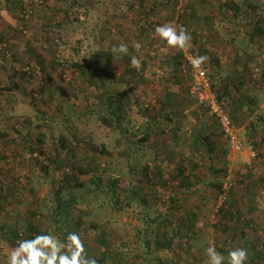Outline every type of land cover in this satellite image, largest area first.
Masks as SVG:
<instances>
[{
    "label": "rangeland",
    "instance_id": "374dc122",
    "mask_svg": "<svg viewBox=\"0 0 264 264\" xmlns=\"http://www.w3.org/2000/svg\"><path fill=\"white\" fill-rule=\"evenodd\" d=\"M65 1H32V13L23 22V1L0 0V186L4 188L0 195V264H7L16 246L10 235L15 227L22 229V239L31 234V222L42 233L49 230L63 240L48 228L46 220L57 186L75 175L83 180L121 179L116 197L122 207L105 191L94 195L87 186L76 193L74 216L86 227L90 223L105 226L111 255L120 257L124 252L125 264H206L203 250L209 244L226 257L228 249L245 244L244 239L235 241L243 219L248 220L255 247L248 249L249 254L252 250L264 256V192L256 205L241 201L240 196H245L246 186L264 185V143L252 138L248 130L252 117L241 114L234 122L246 149L241 153L230 150L215 117L196 103L186 60L190 52L203 56L201 49L207 50L211 56L205 66L226 78L233 70L241 73L243 63L254 56L257 64L252 78L257 89L251 93L263 98L264 37L252 38L250 29L220 25L214 7L202 0ZM252 1L264 11V0ZM189 6L201 12L213 10L212 17L188 19ZM63 21L67 23L64 40H48L45 26ZM168 21L187 29L192 39L186 48L168 47L154 36L155 25ZM121 42L128 50L129 44H139L141 67L136 76H130L132 66L124 64L125 55L111 53L112 46ZM102 52L110 56L102 58ZM181 52L184 59L173 75L168 58ZM212 56L220 58L221 64L213 62ZM90 58H100L117 75L106 81L104 92L125 97L118 130L103 122L100 111L106 104L99 101V91L79 69ZM103 76L101 71L96 78L102 82ZM7 86L15 90H6ZM226 100L232 115V97ZM162 102H167L166 111L174 120L163 117L156 132L148 133L147 124L158 116ZM260 111L264 112V99ZM193 133L211 135L215 151L210 153V144L202 143L194 151ZM146 134L149 140L136 145ZM60 138L68 140L64 151ZM182 166L187 169L183 174ZM133 195L135 199L127 204L125 200ZM226 205L232 215L221 210ZM158 215L162 218L153 226H160V234H149L151 245L147 247L145 230ZM76 232L89 256L96 253L98 248L91 243L94 235H84L82 229ZM247 264L264 263L249 258Z\"/></svg>",
    "mask_w": 264,
    "mask_h": 264
},
{
    "label": "trees",
    "instance_id": "16d2710c",
    "mask_svg": "<svg viewBox=\"0 0 264 264\" xmlns=\"http://www.w3.org/2000/svg\"><path fill=\"white\" fill-rule=\"evenodd\" d=\"M22 1V0H21ZM68 1V0H66ZM65 1V2H66ZM78 2V0H75ZM203 4L210 3L212 8L214 7L215 15L220 18L219 24L223 25L225 27H232V29H241L246 28L247 30L250 29V32L248 35L252 38H255L256 35H260L264 37V11L263 8L260 7L259 4H256L252 0H226L225 2H222L221 0H202ZM38 3H41L42 0L35 1ZM21 11L28 8L24 2L21 4ZM40 7H43L44 5L40 4ZM30 6V10H31ZM212 10V11H213ZM204 12L200 11L198 8L194 7H188L186 8V15L187 18H201V16L204 15L206 19L211 18L212 12ZM32 13V11H31ZM31 15V14H30ZM28 19L22 18V21L25 22ZM67 26V23L65 21L55 24H48L46 25L47 33H48V40H54L56 38L57 41H63L65 34L64 29ZM129 44V43H128ZM203 53L204 56H211L209 55L207 50L201 49L200 51ZM206 52V54H204ZM110 54L107 52H102V58L103 57H109ZM131 56H137V48L129 44V50L128 54L122 58L124 61V64L127 66L130 65V58ZM212 61L217 63L218 65L221 64V60L218 57L212 56ZM184 59L183 53L180 54H173L169 56L168 58V65L171 73L175 75V70H178V67L181 66L182 60ZM238 62V60L236 61ZM239 63V62H238ZM253 63V65H251ZM257 64L256 57L250 56L249 59H247L243 63V69L242 72L238 75L234 72L229 75L228 77L224 78L221 76H217L215 74V71H208V77L212 83V88L216 92L217 96L221 99L226 100L227 97H232V100L229 102V108L233 111L232 118H238L241 114L245 117H252L249 123L248 130L252 132V138H256L257 140H260L261 143H264V112L260 111L261 103L264 99L254 95L251 93L252 90L257 89L256 81L252 78V72L254 71V66ZM76 66H79L77 64ZM254 67V68H253ZM79 69H81V73L83 76H86L87 80L92 84L94 88H96L97 91H99V101H101L103 104H106V108L103 109L102 112L103 115V122L106 125L114 127V130H118L121 128V116L122 111L124 110V107L122 106L123 101L125 100V97L120 94H115V96H107L105 91V85L106 81L113 80L117 77L116 73L111 70L106 62H101V59L97 58L85 60L83 65L79 66ZM131 74L130 76H136L137 71L134 67L130 68ZM104 73L103 81L99 82L96 78V75L100 72ZM237 76V82L235 81V78L232 77ZM234 78V79H233ZM262 78L264 79V67L262 66ZM191 83H193V77L191 80ZM15 86L18 87L16 84ZM248 88L244 92V88ZM232 88L237 91L238 93L236 96L232 93ZM6 90H15L11 86H7L5 88ZM107 96V97H106ZM196 99V96H195ZM107 101V102H106ZM227 102V100H226ZM161 111L159 112L158 116L152 118L149 123L147 124L148 133L156 132V128L160 125L159 121L162 120L164 117L165 120L172 122L174 120L173 115L170 114V112L166 111L167 102H162ZM202 107V106H200ZM203 108V107H202ZM243 108L246 109V111H242ZM106 110V111H105ZM166 111V112H165ZM238 113V114H237ZM241 115V116H242ZM235 123V122H234ZM178 129L172 130L173 135H177ZM259 134V135H258ZM211 135H200V134H191L190 136V142L191 146L194 149V151L199 150V145L202 146L205 144H210L209 150L210 153L215 151V144L214 141L211 140ZM149 140V136L146 134L142 138H139L136 145H139L138 143H142L143 141ZM40 142H43V140L39 139ZM68 140L66 138H60V145L61 150H66V142ZM141 141V142H140ZM141 146V145H140ZM146 146H143L142 149L144 150ZM150 148V147H149ZM130 153V152H129ZM147 167V166H146ZM80 172H84L82 168H80ZM187 172V169L182 166L180 168V173L183 174ZM74 182V184H73ZM121 179L119 177L113 178L111 176L106 177H97L93 178L91 180H83L78 175H75L73 178L67 177L64 182L57 186L55 192H54V202L51 206L50 210L48 211L47 215V226L49 229L52 228V231L54 234H57L64 240L66 234L68 232H76L78 229H82L85 234H93L94 238L91 242L93 246H96L97 252L93 253L90 256H94L97 259V264H125V256H123L124 252H122L120 257H114L111 255V247L108 245V233L106 232L105 226H102L98 223H90L89 226L81 225V222L78 221V219L74 216V210L78 206V198L76 196L77 191H81V189L88 186V190L90 192H93L94 195H96L99 191L105 193V195H111V198L114 201V204L117 207H122V203L119 198L116 197V192L118 189V186L120 185ZM3 186H0V195L3 193ZM219 193H222L224 190H222L221 185L218 186ZM135 199V196H131V198H127L125 202L127 204H130ZM223 207L221 210L225 211L227 215H232V208L229 209V207ZM160 218L162 216L158 215L154 217L151 220V224L149 227L145 230V243L147 247H150L151 245V239L149 237V234H154L158 236L160 234V226H156V228L153 226V223H159ZM170 222L168 221L167 224ZM166 224V225H167ZM165 225V227H167ZM224 227V225H222ZM4 229V228H2ZM29 229L31 230V234L28 236V239L32 238L35 234L42 233L40 227L35 226L33 223L30 222ZM10 235L14 237L13 243L16 245L17 241L22 239V229L15 227L13 229H10ZM49 231V230H47ZM44 233H48V232ZM175 231V230H174ZM178 229L176 235H178ZM82 233V234H83ZM81 234V236H82ZM165 235L167 232L164 233ZM183 235L189 236L188 232H184ZM241 239H244L247 249H254L255 247L252 245L251 239H247L246 232L242 229ZM83 237V236H82ZM24 239V238H23ZM160 241L157 240V243ZM91 245V246H92ZM168 244L161 245V246H167ZM84 246L86 244L84 243ZM86 248V247H85ZM218 249V248H217ZM220 250V248L218 249ZM86 252L88 253V248H86ZM249 254V258L251 261L257 263L260 261H263L264 263V256L261 255L259 252H255V254H252V250ZM89 255V254H88Z\"/></svg>",
    "mask_w": 264,
    "mask_h": 264
},
{
    "label": "clouds",
    "instance_id": "9594fccd",
    "mask_svg": "<svg viewBox=\"0 0 264 264\" xmlns=\"http://www.w3.org/2000/svg\"><path fill=\"white\" fill-rule=\"evenodd\" d=\"M154 36L162 40L168 47L186 48L192 37L183 26H177L168 21L154 27ZM135 47L139 49V44ZM111 53L115 56L127 55L128 45L118 43L113 45ZM207 60V56H197L190 60L193 69H198ZM130 64L135 69L141 67V60L131 56ZM206 264H247L248 249L235 247L228 249L225 254L217 251L214 244L204 248ZM7 264H97L94 256H89L84 243L77 232H68L64 240H59L49 233H38L30 239H21L11 250Z\"/></svg>",
    "mask_w": 264,
    "mask_h": 264
},
{
    "label": "built area",
    "instance_id": "2783aa9c",
    "mask_svg": "<svg viewBox=\"0 0 264 264\" xmlns=\"http://www.w3.org/2000/svg\"><path fill=\"white\" fill-rule=\"evenodd\" d=\"M28 8L24 9L20 13V17L28 19L31 10L30 3L32 1L38 0H22ZM197 56H201L197 52H190L186 55V60L191 68L193 83L192 91L196 96V103L199 106L209 110L211 114L215 117L222 133L226 137L229 144L230 150L233 153H241L246 149V141L238 133V128L236 127L231 113L229 112L227 102L224 99H220L212 88V83L208 77V68L203 63L200 68L193 69L190 60ZM251 154L255 156V151L252 146H249Z\"/></svg>",
    "mask_w": 264,
    "mask_h": 264
},
{
    "label": "crops",
    "instance_id": "0c3cea01",
    "mask_svg": "<svg viewBox=\"0 0 264 264\" xmlns=\"http://www.w3.org/2000/svg\"><path fill=\"white\" fill-rule=\"evenodd\" d=\"M254 173H256V172H254ZM257 173H259V172H257ZM263 178L264 177H262V179ZM263 192H264V185L260 186L259 184H252L250 186H246L245 189H244V192H242V193H245V196L244 195H240L241 196V201H243V199H244L245 203H250V204L254 203L256 205L260 201V199H263L262 196H261V193H263ZM243 220H244V222L242 223L243 226L240 229L241 230L240 234L242 233V229H243L245 232L248 233V234L246 233V237H247V239L250 240L249 237H251V235L249 234L250 231L248 229V225H249L248 222H247L248 220H246V219H243ZM240 234H238V236L236 237L235 241H237V240L241 241L242 240L241 239L242 237H241ZM228 241H230V239H228ZM243 247H246V244H243Z\"/></svg>",
    "mask_w": 264,
    "mask_h": 264
}]
</instances>
